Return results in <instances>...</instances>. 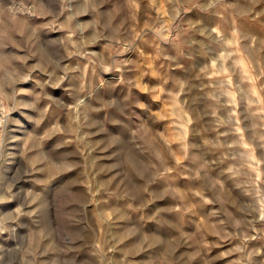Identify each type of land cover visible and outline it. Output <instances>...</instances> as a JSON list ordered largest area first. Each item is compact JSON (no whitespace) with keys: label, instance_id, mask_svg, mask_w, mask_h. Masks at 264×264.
<instances>
[{"label":"rangeland","instance_id":"obj_1","mask_svg":"<svg viewBox=\"0 0 264 264\" xmlns=\"http://www.w3.org/2000/svg\"><path fill=\"white\" fill-rule=\"evenodd\" d=\"M0 264H264V0H0Z\"/></svg>","mask_w":264,"mask_h":264}]
</instances>
